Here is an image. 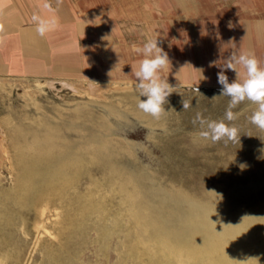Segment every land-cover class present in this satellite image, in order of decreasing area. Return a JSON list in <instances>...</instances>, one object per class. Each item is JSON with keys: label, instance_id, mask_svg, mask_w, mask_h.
I'll use <instances>...</instances> for the list:
<instances>
[{"label": "rangeland", "instance_id": "1", "mask_svg": "<svg viewBox=\"0 0 264 264\" xmlns=\"http://www.w3.org/2000/svg\"><path fill=\"white\" fill-rule=\"evenodd\" d=\"M249 1L264 7L79 0L106 9L95 16L110 19L126 66L114 63L102 80L14 83L0 99V264H264V131L249 121L257 106L245 100L224 121L239 142L213 144L192 121L224 119L221 88L188 86L165 67L174 92L156 120L137 106L134 74L148 39L180 50L188 19L247 16Z\"/></svg>", "mask_w": 264, "mask_h": 264}, {"label": "crops", "instance_id": "2", "mask_svg": "<svg viewBox=\"0 0 264 264\" xmlns=\"http://www.w3.org/2000/svg\"><path fill=\"white\" fill-rule=\"evenodd\" d=\"M43 0H0V99L11 84L26 80L95 81L110 77L112 65L126 66L121 56L123 45L114 44L110 19L105 8L80 9L79 0H50L59 26L41 37L36 32L33 14L45 18L53 15L43 10ZM249 1L243 17L215 16L188 19V29L176 49L167 41L164 52L169 57L167 71L171 78L188 86L222 88L217 73L225 59L235 51H252L264 68V7ZM259 12V13H258ZM96 13V14H95ZM231 22V28L228 27ZM112 45H115L112 46ZM122 52V53H121ZM125 54H122V56ZM138 62V61H137ZM240 79L245 77L238 66ZM229 82L237 79L232 70H225Z\"/></svg>", "mask_w": 264, "mask_h": 264}, {"label": "clouds", "instance_id": "3", "mask_svg": "<svg viewBox=\"0 0 264 264\" xmlns=\"http://www.w3.org/2000/svg\"><path fill=\"white\" fill-rule=\"evenodd\" d=\"M62 0H56L59 5ZM42 9L53 15L45 18L40 14H33L31 20L36 24V32L45 36L56 30L59 26L57 16L50 0H43ZM231 22L228 27L231 28ZM3 25L0 24V42L3 41ZM138 53H142L144 59L139 62V67L135 70L137 83L135 91L138 96V108L143 113L159 120L167 111L164 105L168 102V97L174 92L173 87L163 80L160 76L163 70L170 62L166 52L158 46V40L148 39L143 47L136 48ZM260 62L252 51L237 53L233 51L226 59L221 71L217 73L218 84L222 86L219 96L228 97L229 103L224 114V119L220 121L208 120L202 118L197 113L193 119V125L198 124L201 131L199 138L211 141L213 144L223 141L227 144L239 142V129L234 124H226L224 121L232 122L238 118V114L233 112L239 104L245 100L255 104L256 110L249 117L252 125L261 131H264V68L259 66ZM238 66L242 67L245 77L241 80ZM225 70H232L236 73L237 79L229 82L225 75ZM198 91V89H197ZM144 97L145 99H141ZM216 97H213V99ZM183 111L191 107V102L185 99L181 100ZM243 167V166H242Z\"/></svg>", "mask_w": 264, "mask_h": 264}, {"label": "bare ground", "instance_id": "4", "mask_svg": "<svg viewBox=\"0 0 264 264\" xmlns=\"http://www.w3.org/2000/svg\"><path fill=\"white\" fill-rule=\"evenodd\" d=\"M36 160H37V159H36ZM59 168H60V167H59ZM31 175H32V173H31ZM31 175H30V176H31ZM28 180H29V179H28ZM179 247H180V246H179ZM190 257H191V256H190Z\"/></svg>", "mask_w": 264, "mask_h": 264}]
</instances>
